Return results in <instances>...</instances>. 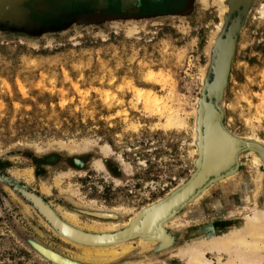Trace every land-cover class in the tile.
<instances>
[{"label":"rangeland","instance_id":"374dc122","mask_svg":"<svg viewBox=\"0 0 264 264\" xmlns=\"http://www.w3.org/2000/svg\"><path fill=\"white\" fill-rule=\"evenodd\" d=\"M117 1L106 10L0 0V264H52L25 238L70 264L99 248L117 255L114 264H188L181 256L191 247L264 210V156L237 148L228 173L165 222L161 238L90 245L53 222L91 237L121 234L197 170L200 100L232 0H155L141 13ZM247 2L218 107L232 137L264 150V0ZM205 258L228 259L208 250Z\"/></svg>","mask_w":264,"mask_h":264},{"label":"bare ground","instance_id":"6f19581e","mask_svg":"<svg viewBox=\"0 0 264 264\" xmlns=\"http://www.w3.org/2000/svg\"><path fill=\"white\" fill-rule=\"evenodd\" d=\"M122 1L123 5L127 9H131L134 12L137 11V7L140 3L139 0ZM233 1L235 10L239 11L238 7L241 3H243L242 0ZM258 12L260 14V17L264 19V7L259 8ZM242 16L243 14L240 12L239 17L235 18L227 34V40L221 46L220 58L218 59L217 67L213 72L214 82L211 84L208 90L206 103L204 104V106H202L198 117L199 124L202 122L201 127L204 131V160L201 171L185 190L178 193L169 201L164 202L154 210L149 211L141 219L137 226V229H135L133 233L144 235L146 240L152 239V237L158 233V226L160 227V225L172 215V211L179 210L195 194L198 189L202 188L208 182V180L213 177L217 178L221 175V173L226 171L235 153L237 152V142L233 140L231 135L221 124L223 115L218 112L217 119L214 120L213 123H210L209 108L213 111H216L215 108L218 109L216 105L217 103L215 101L221 97L222 90L225 88L226 81L228 80L227 78L230 72L229 66L231 65L230 62L235 50L233 46V38L236 35L237 31H239L240 29ZM212 88L214 89V91L211 90ZM255 161L257 162V160ZM257 163L256 165H258ZM253 197L254 195H249L248 193V195L243 198L244 203L250 206L251 203H253ZM72 218L74 219V217ZM206 250L218 255H227L228 259L226 261V264L264 263V210H259L255 207L252 217H246L240 227L234 229L232 228L228 231V233H221L219 235L207 237L200 243L191 247L190 250H187V257L184 255L181 256V258L187 260L188 264H211L205 258ZM57 254L60 256H52L54 258L52 259L57 264H59L60 262L64 264H70L69 261L73 260L70 257H67L65 255L63 256L60 253ZM116 256L117 255L114 252L99 248L93 250L84 249L81 255H77L74 258L82 264H111L113 263V260ZM64 259H66V261Z\"/></svg>","mask_w":264,"mask_h":264},{"label":"water","instance_id":"95a60500","mask_svg":"<svg viewBox=\"0 0 264 264\" xmlns=\"http://www.w3.org/2000/svg\"><path fill=\"white\" fill-rule=\"evenodd\" d=\"M245 5L242 6V9L240 7V10H235V5H234V1L232 0L231 2V14H233V18L229 20V25L226 29V31L223 34V38H221L219 40V42L216 45L215 48V52L212 58V62L210 65V70H209V80L207 82V85L204 89L203 95L201 97L200 100V109H199V114L200 111L202 109V106H204V104L206 103L207 100V93L208 90L211 86V84L214 82V77H213V72L214 69H216L217 67V61L220 58V52H221V46L222 44L227 40V34L232 26L233 21L235 20V18L239 17V13L241 12L243 14L242 18H241V27L239 29V31H237L236 35L233 38V46L234 49L236 47V43H237V39H238V35L239 32L241 30V28L243 27L244 24V19L245 16L247 14L248 11V2L247 0H244ZM234 53V52H233ZM233 58V57H232ZM232 61V59H231ZM231 64V62H230ZM231 66V65H230ZM230 66H229V71H230ZM228 79V78H227ZM228 81V80H227ZM227 81H226V85H227ZM225 85V88H226ZM225 88L222 90V94L221 97L216 100L215 102L217 103V107H218V102L221 100L224 90ZM219 109V107H218ZM219 112L222 114V112L219 110ZM223 115V114H222ZM222 120L221 119V124H222ZM202 122L199 124V119H198V133H199V152H200V158L197 164V170L195 171V173L193 174V176L191 177V179L187 182V184H185L181 189H179L178 191H176L174 194H172L169 198H167L166 200L162 201L161 203L145 210L142 214H140L138 216V218L133 222V224L127 229L125 230L123 233L115 235V236H111V237H91V236H87V235H83L79 232H76L74 230H72L71 228L61 224L60 222L56 221L55 219H53V222L62 230V232L64 234H66L69 237H72L80 242H83L85 244H90V245H98V246H102V245H106V244H115V243H119V242H123V241H128V240H133V239H137V238H142L145 239L144 235L141 234H135L133 233L135 231V229H137V226L139 224V222L141 221V219L149 212L154 210L155 208L159 207L160 205H162L164 202L169 201L170 199L174 198L178 193L182 192L183 190H185L196 178V176L199 174V172L201 171L202 168V164H203V160H204V151H203V144H204V131L203 128L201 127ZM223 125V124H222ZM232 137V136H231ZM233 140H235V142H237V146L236 148H241V149H245V150H255L257 152H259L260 154H262L264 156V150L261 149L260 147L253 145V144H246L234 137H232ZM237 151V150H236ZM238 153L236 152L231 163L236 160ZM231 163L229 164V166L231 165ZM228 166V168H229ZM228 168L226 169V171H224L223 173H221V175L217 178L213 177L210 180H208V182L200 189H198L195 194L179 209L181 210L185 205H187L191 200H193L199 192L203 191L210 183H212L215 180H219L221 179L223 176H225L228 173ZM179 210L177 211H172V215L170 217H168L165 221L167 222L169 219H171ZM83 214H86L87 216H91L93 218H98V219H103V220H115L117 219V216L113 215V214H107V213H98V212H86V211H82ZM162 223L160 225V230L159 232L154 235L152 237V239L154 238H161L163 236V231H162V225L164 224ZM25 243L29 246V248L31 250H33L34 252H36L39 256H41L42 258H44L45 260L51 262L52 264H57L54 262V258L52 256H60L58 255L56 251L52 250L51 248L48 249V247L44 246L43 244L39 243L36 240H33L31 238H25L24 239ZM61 254V253H60ZM64 256V255H63ZM53 258V259H52ZM66 261V259H64ZM57 261V260H56ZM59 262V261H58ZM59 264H64L62 262H60ZM114 264V263H111Z\"/></svg>","mask_w":264,"mask_h":264},{"label":"flooded vegetation","instance_id":"af4514ba","mask_svg":"<svg viewBox=\"0 0 264 264\" xmlns=\"http://www.w3.org/2000/svg\"><path fill=\"white\" fill-rule=\"evenodd\" d=\"M77 1H78L77 3H79L80 5L81 4H89L90 8L93 6L94 8H97V9L106 8V10L113 9V6L116 5L115 0H105L103 3H98L95 0H77ZM153 1H155V0H139L140 3L137 7V11H139V13H141L142 11L146 10V8L150 5V3H153ZM117 2L119 3V10H121V11H132L131 9H127L123 5L122 0H118ZM162 2H163V0H162Z\"/></svg>","mask_w":264,"mask_h":264}]
</instances>
